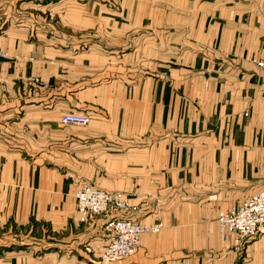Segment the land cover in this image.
Returning <instances> with one entry per match:
<instances>
[{"label": "crops", "instance_id": "0c3cea01", "mask_svg": "<svg viewBox=\"0 0 264 264\" xmlns=\"http://www.w3.org/2000/svg\"><path fill=\"white\" fill-rule=\"evenodd\" d=\"M16 1L47 13L0 16V229L46 239L0 264H100L113 217L162 224L113 264H264L216 222L264 190V0ZM82 184L128 209L82 221Z\"/></svg>", "mask_w": 264, "mask_h": 264}, {"label": "built area", "instance_id": "2783aa9c", "mask_svg": "<svg viewBox=\"0 0 264 264\" xmlns=\"http://www.w3.org/2000/svg\"><path fill=\"white\" fill-rule=\"evenodd\" d=\"M4 57L0 49V60ZM261 72V83L264 91V54L256 61ZM33 82L40 83L38 79ZM61 125L86 126L89 117L80 113H66L59 117ZM76 211L82 221L89 216L105 213L116 214L128 209L129 196L123 192H109L97 189L90 184H82L74 193ZM216 222L220 233L236 234L240 241L256 237L264 228V190L258 191L236 208L219 212ZM162 228L160 222L146 224L129 219L113 217L105 226L108 240L98 255L100 264H113L135 255L144 235L158 233ZM88 250V248H87Z\"/></svg>", "mask_w": 264, "mask_h": 264}, {"label": "rangeland", "instance_id": "374dc122", "mask_svg": "<svg viewBox=\"0 0 264 264\" xmlns=\"http://www.w3.org/2000/svg\"><path fill=\"white\" fill-rule=\"evenodd\" d=\"M6 1L7 0H0V2H2V5L0 6L10 4L12 11H8L7 14H5V11L0 10L1 17H6V15H8L9 19L19 16L27 19L33 18L35 20H45L46 18V8L42 7L40 9V7L36 6L31 1H26L22 4L20 1L16 0H12L13 2L8 0L7 3H4ZM16 6H19L18 11H15ZM45 231L46 229L39 228L33 224L27 228L9 225L8 227H4L2 230L0 229V246H33V242L37 243L38 240L46 239Z\"/></svg>", "mask_w": 264, "mask_h": 264}]
</instances>
